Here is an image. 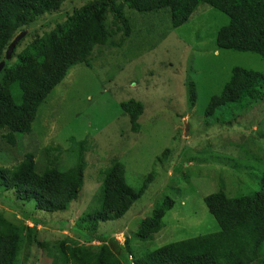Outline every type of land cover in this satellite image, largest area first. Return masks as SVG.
I'll list each match as a JSON object with an SVG mask.
<instances>
[{"label": "rangeland", "instance_id": "1", "mask_svg": "<svg viewBox=\"0 0 264 264\" xmlns=\"http://www.w3.org/2000/svg\"><path fill=\"white\" fill-rule=\"evenodd\" d=\"M85 1L90 0H65L59 10L40 17L25 29L17 53L64 23ZM125 15L134 32L129 37L131 46L126 40L120 52L96 47L92 69L80 64L69 70L39 107L31 134L19 139L15 147L0 143V166L4 167L34 152L35 164L42 168L46 149L53 148L59 150L62 165L69 168L76 161V151H83L87 165L83 188L68 212H35L32 204L21 208L40 220L43 226H37L38 238L49 246L65 237L83 243L71 227L96 202L105 172L116 161L125 166L126 182L134 189L154 173L145 194L122 218L99 226L100 234L115 232L113 237L120 244L129 240L135 253L139 224L163 199L172 200L174 206L163 218L164 229L146 244L151 251L218 232L203 199L219 191L230 198L248 193L254 186L252 176L264 166V101L248 109L228 105L207 125L204 121L210 98L221 92L232 68L264 74V63L258 55L217 48L218 30L228 24V18L203 7L188 23L171 29L165 12L152 16L125 9ZM129 47L131 51L126 52ZM112 66L122 68L107 80ZM191 88L195 93L193 105ZM131 99L144 106L137 133L131 131L128 117L119 106ZM82 141L86 143L81 147L78 144ZM166 149L170 153L161 161L159 157ZM0 211L9 219H21L18 212L2 204ZM61 221L68 222L64 230L55 227ZM26 225L31 223L26 221ZM47 259L45 249L31 247L23 251L19 261L49 264Z\"/></svg>", "mask_w": 264, "mask_h": 264}, {"label": "trees", "instance_id": "2", "mask_svg": "<svg viewBox=\"0 0 264 264\" xmlns=\"http://www.w3.org/2000/svg\"><path fill=\"white\" fill-rule=\"evenodd\" d=\"M64 1L0 0V63H4L0 70V143L15 147L19 139H26L32 132L39 107L69 70L80 64L92 69L96 47L120 52L126 40L131 44L129 37L134 32L125 9L141 15L168 13L171 29L188 23L200 8L217 10L229 20L218 30L217 48L256 54L264 63V0L85 1L64 23L33 39L19 53L18 41L10 59L6 60V51L12 41L43 15L59 10ZM143 20L146 21L144 17ZM122 57L125 59L124 55ZM121 68L112 66L107 80H112ZM190 101L192 105L195 102L192 88ZM263 101L264 74L234 67L221 92L210 98L204 111L205 124L225 106L248 109ZM119 106L128 117L131 131L137 133L143 104L131 99ZM85 143L82 141L78 145L82 147ZM51 152L56 155L51 156ZM76 152V161L69 168L62 165L59 150L53 148L46 149L42 168L36 166L34 152L25 153L13 166H0V204L21 217L20 220L15 216L9 219L0 211V264H21V254L31 247L45 249L49 264H264V166L252 176L254 186L248 193L230 198L219 191L203 199L219 227L218 232L151 251L146 244L164 229L163 218L174 206L172 200L163 199L139 224L135 232L139 247L135 253L129 240L120 244L113 237L115 232L100 234L99 226L122 218L145 194L154 173L144 177L140 187L134 189L126 182L125 166L116 161L105 172L96 202L88 206L71 227L83 243L69 237L52 246L40 241L37 229L42 225L40 220L21 208L32 204L35 212L64 213L78 202L87 165L83 151ZM169 153L167 149L163 151L160 160L164 161ZM26 221L31 225H26ZM67 225L68 222L61 221L55 227L64 230ZM95 242L97 246L92 245Z\"/></svg>", "mask_w": 264, "mask_h": 264}, {"label": "water", "instance_id": "3", "mask_svg": "<svg viewBox=\"0 0 264 264\" xmlns=\"http://www.w3.org/2000/svg\"><path fill=\"white\" fill-rule=\"evenodd\" d=\"M24 36V33L19 34L13 41L12 43L9 45L7 51H6V55H5V59L9 60L11 53L13 51V48L15 47V45L17 44L18 41H20V39ZM4 63H0V70L3 68Z\"/></svg>", "mask_w": 264, "mask_h": 264}]
</instances>
